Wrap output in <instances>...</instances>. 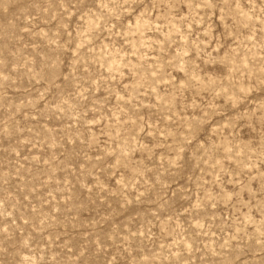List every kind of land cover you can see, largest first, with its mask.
Listing matches in <instances>:
<instances>
[{
  "label": "rangeland",
  "instance_id": "1",
  "mask_svg": "<svg viewBox=\"0 0 264 264\" xmlns=\"http://www.w3.org/2000/svg\"><path fill=\"white\" fill-rule=\"evenodd\" d=\"M0 264H264V0H0Z\"/></svg>",
  "mask_w": 264,
  "mask_h": 264
}]
</instances>
